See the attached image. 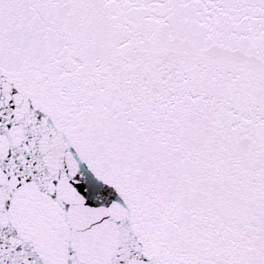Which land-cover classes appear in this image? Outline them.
Instances as JSON below:
<instances>
[{
    "label": "snow or ice",
    "instance_id": "snow-or-ice-1",
    "mask_svg": "<svg viewBox=\"0 0 264 264\" xmlns=\"http://www.w3.org/2000/svg\"><path fill=\"white\" fill-rule=\"evenodd\" d=\"M0 264H264V0H0Z\"/></svg>",
    "mask_w": 264,
    "mask_h": 264
}]
</instances>
